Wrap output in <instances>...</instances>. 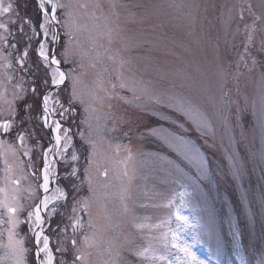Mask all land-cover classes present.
<instances>
[{
    "label": "rangeland",
    "instance_id": "obj_1",
    "mask_svg": "<svg viewBox=\"0 0 264 264\" xmlns=\"http://www.w3.org/2000/svg\"><path fill=\"white\" fill-rule=\"evenodd\" d=\"M11 2L20 17L33 21L24 20L23 34L12 26L8 41L21 44L19 57L28 49L24 59L35 85L28 86V79L19 75L8 41L0 44V121L19 109V102L33 103L32 94L25 100L17 97H26L29 88L39 86L33 117L39 128L36 134L48 136L42 147L46 150L53 133L42 126L40 96L49 87L41 81L48 79L50 85L55 66L44 64L37 49L46 42L50 55L54 29L49 28L46 39L36 27L43 23L38 0ZM58 2L66 8L57 12L61 33L55 55L67 79L51 92L67 108L75 90V114L69 117L77 120L78 131L73 133L74 125L62 121L73 139L66 151L61 145L67 163L55 157L53 171L61 178H51L48 195L57 187L70 192L73 183L80 190L53 201L43 213L52 217L45 234L57 261H71L75 251L83 255L82 264H168L151 258V251L144 257L135 252L151 245L157 256L165 254L158 238L170 228L178 232L177 243L191 245L205 264H241L237 253L245 264H264V0ZM9 16L15 18L10 13L0 21L8 22ZM33 27L40 33L35 37ZM181 101L193 112L185 115ZM13 118L19 121L18 116ZM173 133L181 139L175 140ZM184 143L199 153L206 174L186 158ZM38 148L28 139L21 145L15 134L0 135V202L20 209L16 219L21 223L15 231L30 250L27 264H36L26 213L42 193ZM83 149L85 158L79 166V159L72 162L71 156L75 152L79 157ZM72 167L78 169V179H63ZM177 210L188 217V226L177 219ZM74 216L82 224L75 231ZM8 218L0 207L3 264H13L4 247L11 228ZM162 221L169 222L157 227ZM194 234L199 242L193 243ZM60 241L71 249L65 257L55 253ZM167 255L183 264L176 261L177 255L183 256L177 249Z\"/></svg>",
    "mask_w": 264,
    "mask_h": 264
},
{
    "label": "snow or ice",
    "instance_id": "obj_2",
    "mask_svg": "<svg viewBox=\"0 0 264 264\" xmlns=\"http://www.w3.org/2000/svg\"><path fill=\"white\" fill-rule=\"evenodd\" d=\"M36 7L38 11L41 13V16L43 18V23H38L36 27L43 30L42 34L47 39L49 36V28L52 26H59L60 21L57 18V12L58 10H63L66 8V5L63 3H59L58 0H38ZM14 13L15 18L12 16L8 17V22H2L0 21V44L6 43L10 36H12L11 28L12 26H17V30L20 33H24L25 29V23L24 20H27L28 24H32L33 21L29 17H20L18 14V9L14 8V3L8 2L5 3V0H0V17H4L6 14ZM259 19V17H257ZM36 27H33L32 30V36L35 37L39 35L40 33L36 32ZM60 39L59 32L53 31L51 34V41L53 43L58 42ZM38 52V58L42 59L44 64H47L49 66H55L52 68L51 78H50V85L49 80L44 79L41 81L42 86L46 87H55L56 89H59L61 85L65 84V81L67 79V75L64 71L61 70L59 65L61 64V61L58 60L55 56V52L53 50L52 55H49V52L46 48V42H41L39 44V48L37 49ZM29 55L28 49L25 48L23 51V54L19 57L20 64L22 67L20 68L21 72L27 71L26 67H23L25 64V57ZM65 57H67V50L65 53H63ZM67 63V59L64 61ZM11 79V77H9ZM33 85H35V81H33ZM39 86H33L31 89V94L33 96H38L39 94ZM53 92L46 91L43 93L42 96H40L41 103H42V121H43V127L49 128L51 132L53 133L52 136V143H50V146L44 150L42 148L41 150V157H42V163H43V169H42V178L43 183L39 184L38 187L43 189V197L38 198V202L35 203L32 206V210L27 211V225L29 229L30 239L33 241V248H34V257L38 260V264H82L83 261V255H77L75 251H72V259L71 261H68L67 259H61L57 261L56 256L54 255V250L52 247H50V236L45 234V224L49 223L52 219L51 216L42 215V212H47L49 210V206L53 204V201H60L65 200L66 197L70 194L71 191L78 192L80 190V185H77L75 183L69 185L70 192H66L63 187H57L55 189V193L53 195H48L50 188H49V181L50 177L52 179H60L61 177L57 176V174L53 171V166L57 163L55 159H49L50 156L56 157L60 156L65 159V163H67V159L64 157V152L61 151V145H63L64 150L66 151L69 148V145L72 144V134L71 130L69 128L63 127L62 121L67 120L70 115L75 114V108H74V101L77 99L75 90L73 89L71 95L68 98V107L66 108L63 103L59 101V99H53ZM58 95V94H57ZM17 99L19 100H25V96H18ZM51 101V104H50ZM181 107L184 110V114L188 115L189 113L193 112L192 106L184 105V102L181 101ZM58 106V108H57ZM33 104L26 103L24 104L22 109H17L14 113L10 112L9 117L4 119L3 123L0 124V129H2V132H0V135H13L15 134V137L20 140L21 145H23L24 141L31 135H33L32 132L29 131L28 128L23 127V125L27 123H31L34 121V118L32 116L33 112ZM262 115H264V100H262ZM20 111H23L24 116L19 119L17 122L13 117L18 116ZM154 115H158L157 113H154ZM58 116L59 119H55L53 117ZM161 119H168L167 116L160 115ZM179 127L183 128V125H179ZM156 129H152V134H156ZM82 136V133H80ZM172 136L175 138V140H180L181 138L176 136L175 133L172 134ZM90 143V142H89ZM183 152L186 155V158H188L190 161L196 162V167L198 171L204 175L206 174V170L204 168L203 162L199 159V153L195 151L191 145L188 143L183 144L182 148ZM29 152L25 151L24 155H28ZM79 159V157L76 155L75 152H73L71 156V161L75 162ZM30 167L36 168L35 163L30 162ZM88 169L85 168L84 172L85 175H87ZM238 172V170H237ZM106 175V173H105ZM78 179V169L75 167H72L70 171H68L63 179L65 180H71V179ZM39 179V177H37ZM19 183V181H17ZM83 182H81L82 184ZM74 199V197H73ZM171 203V202H170ZM183 203V201H182ZM0 207H3L6 209V212L8 214V221L7 223L11 225V228L8 229V244L4 245L6 249L10 251V256L13 261V264H27L26 262V253L30 250L24 247V240L23 239H17L16 238V231L15 229L19 226L21 223L18 219H16V215L19 213L20 209L16 206H12L7 204L6 202H0ZM86 207V202H85ZM51 212L55 213L56 209L55 207L51 208ZM73 214L76 212L75 206L72 208ZM176 217L178 220L183 221V226H188V217L180 215L179 210L176 211ZM169 221H162L160 225H157V227H163L165 226ZM4 221L0 219V224H3ZM90 223V222H89ZM81 221L78 217H73L72 219V227L73 231H75L78 227H81ZM59 227V225H57ZM138 227H143V225H138ZM177 229H181V225H177ZM66 231V226H65ZM3 233L0 232V236H2ZM27 235V234H26ZM169 235H171V240H169ZM237 235V233H234V236ZM87 237H85V242H87ZM159 243L162 246V250L165 254L156 255V250L152 249L151 245L149 248H145L143 250H139L135 252V255L137 257H144L146 253H149L151 251V258L158 259L161 261L167 260L168 264H175V262L171 259H169L167 253L171 251V248H175L178 250V252L183 253V256H176V261H183V264H205L204 260H200L194 252L191 251V245L187 244L186 242L183 244L177 243V240L179 239L178 232L173 229H168L167 231L161 233V236L158 238ZM199 242L197 235L194 234L193 237V243ZM77 244V241L73 239L71 241V246L74 249ZM42 245V246H41ZM171 245V248L169 247ZM71 249L66 248L63 246V241L59 242V246L55 247V253H59L61 257H65ZM238 259H240L241 264H245V261L243 257L239 256V253H237ZM0 264H3L2 261H0Z\"/></svg>",
    "mask_w": 264,
    "mask_h": 264
},
{
    "label": "trees",
    "instance_id": "obj_3",
    "mask_svg": "<svg viewBox=\"0 0 264 264\" xmlns=\"http://www.w3.org/2000/svg\"><path fill=\"white\" fill-rule=\"evenodd\" d=\"M24 3H26V5L28 4L27 2H24ZM59 28H61L60 27V25H59ZM12 43H13V41H11V42H9L8 41V44H7V47L9 48V51H11L12 52V54L14 55L13 57H12V63H14L15 64V66H17L18 67V70H19V75H21V76H24L26 79H28V86H30L32 83H33V81H34V76L31 74V72H30V68L29 67H27L26 66V64H24L23 65V67H26V69H27V71H24V72H21L20 71V68L22 67L19 63H18V61L16 60L17 58L19 59V53H20V51H21V48H22V46H21V44L18 46V45H12ZM16 57V58H15ZM16 60V61H15ZM19 61H20V59H19ZM16 62V63H15ZM19 66H20V68H19ZM30 94H31V91H30V88L28 89V95L26 96V98H28V97H30ZM32 100H34L35 101V103H34V101H33V103L31 102V101H29V103H31V104H33V106H34V108H33V112H32V116L34 115V113L36 112V111H34V110H37V107L39 106V103H38V98H39V96H31L30 97ZM22 102H19V109H22L23 108V104H21ZM36 104V105H35ZM17 105V106H18ZM24 116V113H23V111H20V113H19V115H18V120L21 118V117H23ZM67 124H73L74 126H73V130H74V132L73 133H75L76 131H78V124H77V120L75 121L74 120V118L72 117V118H68L67 120H64ZM23 127H26V128H30L29 129V131L30 132H32L33 133V135H31V136H29L27 139L28 140H30V142L31 141H33V148L34 149H37V146L39 147L38 148V150H41V148L43 147V146H45V142H46V138H45V136H43L42 134L41 135H38V134H36V132H35V130H38L39 128H37V125H36V122L35 121H33V122H31V123H27V124H25V125H23ZM32 127V128H31ZM33 129V130H32ZM72 132V131H71ZM73 133H72V136H73ZM34 136H36V137H34ZM77 143H80L81 145H83L82 144V142H80L79 140L77 141ZM81 151V153L79 154V162H78V164H79V166L81 165V162H83L84 161V158H85V149H83V150H80ZM34 153V152H33ZM33 153H32V156H33ZM35 154H37V152H35L34 153V156H35Z\"/></svg>",
    "mask_w": 264,
    "mask_h": 264
},
{
    "label": "water",
    "instance_id": "obj_4",
    "mask_svg": "<svg viewBox=\"0 0 264 264\" xmlns=\"http://www.w3.org/2000/svg\"><path fill=\"white\" fill-rule=\"evenodd\" d=\"M55 47H56V43H54V46H53V50H55ZM52 53H53V51H52ZM60 67V66H59ZM61 68V67H60ZM61 70L62 71H64L62 68H61ZM55 87L53 86V87H51L48 91H50V90H52V89H54ZM44 194V193H43Z\"/></svg>",
    "mask_w": 264,
    "mask_h": 264
},
{
    "label": "bare ground",
    "instance_id": "obj_5",
    "mask_svg": "<svg viewBox=\"0 0 264 264\" xmlns=\"http://www.w3.org/2000/svg\"><path fill=\"white\" fill-rule=\"evenodd\" d=\"M53 135V134H52ZM51 158H52V156H50ZM50 158V159H51ZM49 187H50V190H51V187H52V184H51V177H50V181H49ZM42 191H43V189H42ZM50 192V191H49Z\"/></svg>",
    "mask_w": 264,
    "mask_h": 264
}]
</instances>
